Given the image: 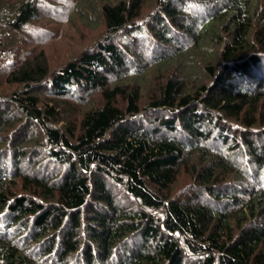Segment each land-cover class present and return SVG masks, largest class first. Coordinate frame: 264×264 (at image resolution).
I'll use <instances>...</instances> for the list:
<instances>
[{
  "label": "trees",
  "instance_id": "1",
  "mask_svg": "<svg viewBox=\"0 0 264 264\" xmlns=\"http://www.w3.org/2000/svg\"><path fill=\"white\" fill-rule=\"evenodd\" d=\"M0 264H264V0H0Z\"/></svg>",
  "mask_w": 264,
  "mask_h": 264
},
{
  "label": "rangeland",
  "instance_id": "2",
  "mask_svg": "<svg viewBox=\"0 0 264 264\" xmlns=\"http://www.w3.org/2000/svg\"><path fill=\"white\" fill-rule=\"evenodd\" d=\"M99 28L100 27L95 28V30H93V28L89 27L88 25H81V28H79L80 30L78 29L79 31L78 30H74V29L70 30V31H67L68 35L66 37L68 39L64 40L62 43L59 42L60 45L55 50H53V51H51L49 53L52 63L55 66H57L59 64H63L64 61L69 56H71V54L74 53V51L78 47L77 46L78 43H80L81 45H85L89 41L88 44H91L92 43V39L95 37L97 32H99V30H98ZM82 33H86L85 37L87 36V34H89V37L83 39L84 36H83ZM61 44H63V45H61ZM183 177H185V175ZM181 181H182V179H181Z\"/></svg>",
  "mask_w": 264,
  "mask_h": 264
}]
</instances>
